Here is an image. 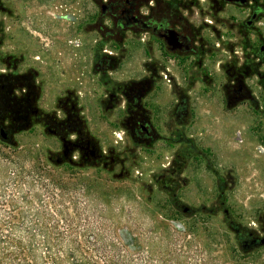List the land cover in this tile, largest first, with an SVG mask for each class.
<instances>
[{
  "label": "rangeland",
  "instance_id": "1",
  "mask_svg": "<svg viewBox=\"0 0 264 264\" xmlns=\"http://www.w3.org/2000/svg\"><path fill=\"white\" fill-rule=\"evenodd\" d=\"M181 1L184 29L194 35L197 56L168 53L158 44L149 53L144 42L134 41L129 33L118 44L100 38L92 25L88 35L77 34L85 18L82 12L91 24L97 17L93 0L69 1L73 5L68 11L54 5L44 8L51 11L45 17L55 25L49 38L31 33L47 50H32L29 59L39 62L34 56H41L46 62H40L48 68L43 72L45 101L52 104L61 89L79 91L77 102L88 132L105 159L114 156L116 162L112 168L102 162H57L55 138L34 126L14 134L12 144L21 154L11 156L9 167L28 172L35 164L43 166L44 176L63 184L56 192L67 194L65 204L71 211L101 209V228L126 243L144 242L141 234L151 230L152 264H264V244L248 251L233 229L237 224L258 234L264 228V0L246 5ZM7 2L20 13L19 21L38 22L42 2ZM255 6L260 12L247 25ZM61 12L73 14L64 18ZM3 17L0 11V20ZM101 23L111 26L112 20L101 14ZM69 27L74 32L67 39L73 43L65 49L60 37ZM97 44L101 53H119L115 78L143 74L145 61L164 71L143 99L158 134L155 141L138 144L124 129L123 100L106 109L108 97L92 71ZM181 98L187 114L179 118ZM90 183L88 202L80 196L77 204L67 203L70 194L87 193L82 185ZM160 244L165 250L161 259L156 253Z\"/></svg>",
  "mask_w": 264,
  "mask_h": 264
},
{
  "label": "flooded vegetation",
  "instance_id": "2",
  "mask_svg": "<svg viewBox=\"0 0 264 264\" xmlns=\"http://www.w3.org/2000/svg\"><path fill=\"white\" fill-rule=\"evenodd\" d=\"M37 1L42 4L38 5L39 19L35 23L19 21L18 10L12 8L7 0H0V11L4 14L3 19L0 20V129L3 128L8 137V140L2 141L12 144L15 133L38 126L55 138L57 152L54 156L57 162H93L94 164L102 162L104 167L112 168L116 158L111 156L109 161L105 159L106 156L99 150L97 142L86 128L83 111L77 102L76 93L79 91L61 89V92L54 96L52 104L45 101L46 81L43 80V72L48 68L40 62H46L41 56H34L39 62H30L29 56L32 50L45 53L47 49H44L42 40L39 37L35 38L31 33L35 31L39 35L46 34L49 38L48 35L51 34L55 24L45 17V13L51 11L44 8L54 5L55 9L63 8L68 11L73 3L69 6L67 2L72 0ZM250 1L253 0H248L246 4ZM93 3L98 8L97 17L91 24L89 16L82 12L84 21L75 30L81 36L88 35L92 25L93 31L100 38L110 39L118 44H121L125 34L129 33L134 41H143L149 53H152L153 46L158 44L168 53L186 52L199 55L193 45L194 35L184 29V18L180 12L184 8V3L181 0H93ZM227 3L241 5L238 1ZM84 10L85 8L82 7L81 11ZM255 12L257 16L260 12L258 6L253 7L252 14ZM72 14L73 12H61L60 15L67 18ZM101 14L110 17L111 26L101 23ZM10 17H13V21ZM69 20L72 21V18ZM248 21L247 25H250ZM171 31L177 32L179 42H182L180 46L175 45L176 41L171 37ZM73 32L72 28H65V34L60 37L65 49H68V44L73 43L72 39H67ZM100 46L97 44L92 50V71L98 76L108 97L106 109H114L123 100L126 112L122 121L124 129L138 144L145 139L155 141L158 134L150 123L151 113L143 99L153 90L154 85L159 84L164 71L159 70L152 61H145L143 74L115 78L112 74L118 70L119 53L107 50L101 53ZM263 77L260 75L261 79ZM261 88L264 90V83ZM233 89L242 90L241 87H233ZM238 97L239 95L233 96L235 100ZM184 101V98L178 100L179 118L187 114ZM182 140L185 141L183 138ZM225 212L228 213V210ZM233 229L238 240L248 251L264 244V228L259 229L258 234L252 230H244L237 224Z\"/></svg>",
  "mask_w": 264,
  "mask_h": 264
},
{
  "label": "trees",
  "instance_id": "3",
  "mask_svg": "<svg viewBox=\"0 0 264 264\" xmlns=\"http://www.w3.org/2000/svg\"><path fill=\"white\" fill-rule=\"evenodd\" d=\"M18 148L0 139V264H152L151 230L141 234L144 242L126 243L101 228V209L71 211L67 194L56 192L63 184L44 176L43 166L10 169ZM91 185L67 203L77 204L80 196L88 202ZM164 252L160 244L158 258Z\"/></svg>",
  "mask_w": 264,
  "mask_h": 264
},
{
  "label": "water",
  "instance_id": "4",
  "mask_svg": "<svg viewBox=\"0 0 264 264\" xmlns=\"http://www.w3.org/2000/svg\"><path fill=\"white\" fill-rule=\"evenodd\" d=\"M227 2H234V1H238V3L239 4H241V5H245L246 3H247V1L248 0H226ZM256 13L257 12H255V13H253L252 14V16H251V18L249 19V21H248V24H250L253 20H254V18L256 17ZM171 37L176 41L175 43V45H181V41L179 42V37H178V35H177V32H175V31H171ZM169 43H172L171 41H169ZM260 50L261 51H263L264 50V45H261L260 46ZM0 139L1 140H3V141H6V140H8V137H7V133H6V131L3 129V128H1L0 129ZM264 241V240H263Z\"/></svg>",
  "mask_w": 264,
  "mask_h": 264
}]
</instances>
